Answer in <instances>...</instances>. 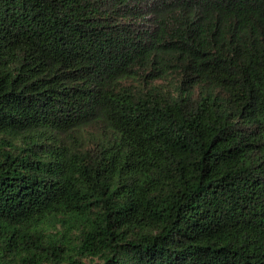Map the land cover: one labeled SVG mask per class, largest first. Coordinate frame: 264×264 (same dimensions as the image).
<instances>
[{
  "label": "trees",
  "instance_id": "obj_1",
  "mask_svg": "<svg viewBox=\"0 0 264 264\" xmlns=\"http://www.w3.org/2000/svg\"><path fill=\"white\" fill-rule=\"evenodd\" d=\"M0 264H264V0H0Z\"/></svg>",
  "mask_w": 264,
  "mask_h": 264
}]
</instances>
